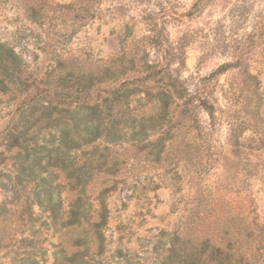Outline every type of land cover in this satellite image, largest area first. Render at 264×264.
Returning <instances> with one entry per match:
<instances>
[{
  "label": "rangeland",
  "instance_id": "rangeland-1",
  "mask_svg": "<svg viewBox=\"0 0 264 264\" xmlns=\"http://www.w3.org/2000/svg\"><path fill=\"white\" fill-rule=\"evenodd\" d=\"M30 3L0 0V43L23 58L26 78L70 59L96 71L125 54L128 67L108 86L141 83L128 100L132 129L114 150L127 164L109 198L110 264H158L170 247L163 230L184 236L194 223L197 240L229 218L244 252L251 236L264 246V0H39L35 18ZM225 64L233 67L213 76ZM147 67L161 75L143 82ZM11 89L0 91V264H52L49 236L36 234L35 182H19L23 161L6 149V135L23 129L25 94ZM121 221L133 234L119 243Z\"/></svg>",
  "mask_w": 264,
  "mask_h": 264
},
{
  "label": "trees",
  "instance_id": "trees-1",
  "mask_svg": "<svg viewBox=\"0 0 264 264\" xmlns=\"http://www.w3.org/2000/svg\"><path fill=\"white\" fill-rule=\"evenodd\" d=\"M30 2L29 13L35 18L39 0ZM120 57L106 64L101 61L96 71L86 70L70 59L38 80L26 78L23 58L0 43V91L13 95L11 86H17L16 91L25 94L16 110L22 133L9 132L6 149H16L11 158L23 161L17 172L19 182L25 178L35 182L34 200L39 212L36 234L49 236L52 264H110L106 257L113 237L109 233L113 220L109 198L119 184L121 166L127 164L114 150L126 137L123 130L132 129L134 117L130 115L128 100L141 84L131 87L133 81H124L117 88L112 87L113 83L108 86L131 61L125 54ZM232 67L222 65L213 76ZM147 68L150 71L142 77L143 82L161 75V71ZM190 102L186 101L183 115L189 116ZM200 106L214 118L213 105L202 100ZM137 118H141L140 126L145 128L147 119L143 115ZM30 158H34L33 162L26 167ZM100 176H104L101 183ZM131 197L139 201L141 195ZM191 226L184 236L180 231L161 232L160 242L166 239L170 247L158 264H264V246L253 243L252 236L244 252L242 233L234 218L222 224L220 233H203L197 240L191 234L198 228L194 223ZM116 230L119 243L126 233L133 234L123 221ZM116 253L121 254L122 250L117 249Z\"/></svg>",
  "mask_w": 264,
  "mask_h": 264
}]
</instances>
